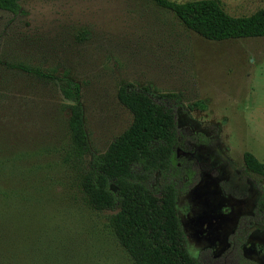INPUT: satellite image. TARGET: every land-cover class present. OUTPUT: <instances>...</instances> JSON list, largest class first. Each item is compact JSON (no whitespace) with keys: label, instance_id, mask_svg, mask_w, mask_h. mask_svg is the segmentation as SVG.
I'll return each mask as SVG.
<instances>
[{"label":"rangeland","instance_id":"rangeland-1","mask_svg":"<svg viewBox=\"0 0 264 264\" xmlns=\"http://www.w3.org/2000/svg\"><path fill=\"white\" fill-rule=\"evenodd\" d=\"M220 1L232 15L264 7V0ZM67 79L80 87L94 153L131 123L117 99L118 87L131 83L176 94L184 110L201 102L188 114L176 107L174 115L183 134L215 136L194 152L205 163L203 176L207 166L223 176V160L246 176L245 151L264 162V36L208 40L151 0H21L16 14L0 9V264H133L108 226L111 212L84 204L62 161L70 102L60 89ZM207 173L191 196L179 197L180 216L206 188L217 206L228 202ZM242 180L237 205L245 215L258 187ZM199 203L204 211L195 214L212 212ZM254 225L242 252H224L223 242L187 247L204 264H264V217Z\"/></svg>","mask_w":264,"mask_h":264},{"label":"trees","instance_id":"trees-1","mask_svg":"<svg viewBox=\"0 0 264 264\" xmlns=\"http://www.w3.org/2000/svg\"><path fill=\"white\" fill-rule=\"evenodd\" d=\"M20 1L0 0V9L16 14ZM151 1L208 40L264 36V7L247 15H232L220 0ZM60 91L70 102L62 161L74 171V184L84 204L111 212L108 226L132 263L204 264L189 252L177 212L178 194L186 190L191 178V165L187 167L186 158L175 151L184 142L174 115V108L184 110L178 96L154 95L148 86L121 84L117 99L131 113V123L103 152L94 153L84 127L78 83L67 79ZM195 106L203 107L194 102L185 113ZM214 137L198 134L191 139L210 145ZM242 157L246 175L259 190L252 220L258 223L264 217V188L260 185L264 162L250 151Z\"/></svg>","mask_w":264,"mask_h":264},{"label":"flooded vegetation","instance_id":"flooded-vegetation-1","mask_svg":"<svg viewBox=\"0 0 264 264\" xmlns=\"http://www.w3.org/2000/svg\"><path fill=\"white\" fill-rule=\"evenodd\" d=\"M178 127L180 129L179 125ZM198 134H203L207 138L213 135V133L207 134L204 131L193 132L190 134V136L182 133L184 142L181 147L175 149L177 156H183L186 158V166L188 167L191 165V178L186 184V190L178 194L177 205L181 195H192L195 188L202 182V179H205V177L208 175L207 172H210V175L214 177L215 188L222 195V197L228 199V202L217 206L216 197L214 196L213 191L211 192L210 190H207V188L204 191L205 194L203 197L195 195V198H193L192 196L188 207L185 209L183 217L180 216V213L178 212L179 222L184 233L185 241L187 244L189 242H196V244L200 246H203L202 243L205 242L207 244V246L204 247L206 250H210L209 247H213L215 242H223L225 245L224 252H242L244 245L247 242H250V228L254 227L255 223L252 222L253 211L245 215L241 214V212L238 213L239 209L237 202H241V198L238 195L242 192V190H244L245 187L242 180L243 178H247L253 183L254 180L248 177L246 173V176H242L240 171L233 167L227 160H223L225 164L224 166L226 168L225 174L223 176L217 175L215 168L210 166H207V172H205V176H203V174H201L203 171L201 166L205 163L199 162V160L195 158L194 152L196 151L197 147H208L211 146L213 142L210 145L195 143L191 138L196 137ZM258 195L259 190L254 201V206ZM204 197L206 203L203 202ZM200 201L202 205L205 204L206 207L211 205L210 207L213 208L212 212L209 211L208 215H206V212L202 214L201 211H199L200 213L198 212L195 214V208L203 210V206L199 207ZM220 208H222L223 213L221 211L219 212ZM222 216H231L227 224L221 222L220 218ZM201 248L202 251L205 250L203 247Z\"/></svg>","mask_w":264,"mask_h":264}]
</instances>
